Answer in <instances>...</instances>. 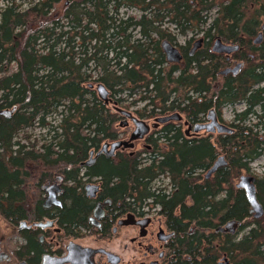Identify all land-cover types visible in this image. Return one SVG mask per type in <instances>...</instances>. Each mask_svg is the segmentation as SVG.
Here are the masks:
<instances>
[{"label": "trees", "instance_id": "1", "mask_svg": "<svg viewBox=\"0 0 264 264\" xmlns=\"http://www.w3.org/2000/svg\"><path fill=\"white\" fill-rule=\"evenodd\" d=\"M122 9L138 16L122 17ZM262 27L264 0H0V110L17 108L9 119L0 116V212L15 210L17 215L24 207L21 187L28 166L36 170L42 165L39 180L55 167L67 179L82 180L89 173L80 177L78 166L104 143L116 141L120 117L97 97L98 84L118 107L131 109L140 119L182 111L189 100L184 113L194 120L193 94L209 91L208 83L219 80L225 62L211 53V43L215 38L231 40L254 57L243 51L234 55L245 66L236 77L220 82L223 87L213 97L218 106L243 101L246 114L236 120L244 124L250 112L253 123L237 125V131L217 139L226 167L208 180L200 178L214 150L207 140L184 141L179 125L168 123L147 139L151 151L144 152L145 158L123 153L99 157L89 172L107 184L116 182L108 188L111 197L118 194L130 204L150 198L159 205L177 232L178 249L190 260L185 264H218L225 257L229 264H264V215L254 220L243 190L231 186V179L249 172V164L264 154ZM260 32L262 43L254 46ZM189 33L203 34L206 43L193 57L187 55L184 69L167 63L162 43L176 46V36ZM191 42L179 49L186 53ZM13 64L16 69L10 71ZM186 88L192 97L186 96ZM211 104L209 99L200 106L206 111ZM53 114L60 119L48 128L47 143L37 147L14 141L35 124L46 127ZM158 176L166 177L168 190L155 189L151 182ZM255 184L264 210V179H255ZM76 204L70 221L76 212L86 211L85 202ZM250 218L254 226L244 232ZM230 221L239 222V237L215 232Z\"/></svg>", "mask_w": 264, "mask_h": 264}, {"label": "flooded vegetation", "instance_id": "2", "mask_svg": "<svg viewBox=\"0 0 264 264\" xmlns=\"http://www.w3.org/2000/svg\"><path fill=\"white\" fill-rule=\"evenodd\" d=\"M196 35L200 36L195 40ZM196 35L192 36L193 41L186 53L179 49L181 59L178 63H182L183 69L186 67L187 57L194 56L195 50L192 51L194 43L199 41L200 45H203L207 41L203 34ZM243 38L247 40L245 37ZM216 39L219 38H215L213 42ZM255 39L256 37L253 41ZM220 40L224 44L237 45L239 47L236 53L225 55L213 53L211 45V53L222 56L225 61L217 74L222 82L226 78L236 77L243 70L245 63L233 58L234 55L244 50L243 47L233 43L231 40ZM187 42L184 46H187ZM261 43L253 45L260 46ZM244 52L249 58L254 57V55L246 51L242 53ZM236 64H241V68L236 75L231 73L224 76L220 75V72ZM220 80H211V83H208L209 91L198 88L199 91L195 95L193 94L194 97H192L191 89L186 88L189 90L186 96L191 94L190 96L194 98L197 104L194 120V116L184 113L189 100L182 103V111L179 110L177 112L181 114V122L179 124L185 127V131H181L184 141L197 144L207 140L211 145V149L214 150L210 165L199 172V177L205 180L210 179L219 169L227 166L226 156L217 152V139L220 136H228L237 131L236 126L243 123L236 120V118L243 113L246 114L245 112L247 111V106L243 101L237 102L233 106L225 103L217 105L213 94H217L218 90L223 87L221 83L217 82ZM209 99H211L212 104L205 111L200 105ZM226 106L234 110L229 123H226L223 117V111ZM238 107H243V109L236 111ZM256 107H259V105L254 108ZM249 113H247V121L243 124L244 127H249L250 125L251 114L249 115ZM260 114L262 113L260 112ZM118 115L119 119L124 122L127 121V124L121 122L119 124L120 128L129 129L131 124L133 131H135L134 125L128 119L120 114ZM132 115L146 122L149 127L146 136L142 139L134 140V148L136 142L145 141L147 143L148 138L152 135L156 136L155 131L160 125L154 127V120L157 117L140 119L134 113ZM214 122L223 125L229 132H218L217 128L213 126ZM116 135V141H121L118 140L117 132ZM111 143L107 142L106 144ZM133 148L128 150H133ZM98 151L91 153L88 159L91 156L95 157ZM125 151L117 150L111 157L101 154L95 158V161L89 167H83L80 164L78 166L80 177L84 173H89L82 180L67 179L65 174L57 170V172H46V178L39 181L36 180L35 184L33 183L34 185H29L28 183L26 185V182H22L21 188L26 198L24 207H20V212L17 215L14 213L15 210L0 212V264H44V261L46 264H185L190 261L186 259L185 253L178 249L177 232L171 229L159 205H154L150 198L143 200V202L142 200L140 202V200L134 199L132 204H130L128 198L123 200V198L118 197V194L111 197L108 194V188H111L112 183L116 182L110 181L107 184L104 180L102 181V178L90 174L89 168L95 164L99 157L112 159L118 156V152L123 153ZM146 151H151V146L148 143ZM127 154L132 155L133 153ZM220 157L224 158L225 165L207 178L208 171ZM71 168H76V166H71ZM160 177L165 176H158L151 183L155 181L159 183L158 179ZM58 178L61 179L58 180ZM54 186L57 187L56 201L60 203V206L46 202L47 191ZM86 186L96 188L93 197L87 194ZM79 201L86 203V211L76 212L75 216L77 218L70 221L68 215L71 209L76 208V202ZM97 207L99 211L95 214L94 211ZM220 234L227 235L230 238L234 237L233 232ZM221 261L218 264H229L226 257Z\"/></svg>", "mask_w": 264, "mask_h": 264}, {"label": "water", "instance_id": "3", "mask_svg": "<svg viewBox=\"0 0 264 264\" xmlns=\"http://www.w3.org/2000/svg\"><path fill=\"white\" fill-rule=\"evenodd\" d=\"M262 30H264V27H262ZM262 41V34L259 33L256 37V39L253 41V44L258 45ZM200 46V42H195L193 45L192 51L196 50ZM162 50L164 51L166 62L169 64H175L178 63L181 59V56L176 48H174L171 44L168 42L162 43ZM239 50V47L237 45H229L224 44L221 42L220 39H216L212 44V52L216 54H225V55H231L233 53H236ZM241 68V64H236L233 69H225L222 72H220V75H227L229 73L236 75L239 69ZM96 94L98 98L103 101V103L106 106H110L114 112L117 114H120L121 116L128 119L135 127V131L131 134L128 141H121L116 142L111 145L104 144L100 147L99 151L97 152L96 156H91L86 162L81 163V166L83 167H89L93 164L95 161V158L100 156L101 154L111 157L115 154V151L120 150L123 151L125 149H132L133 148V142L137 139H142L144 136L147 135L149 131V127L146 124V122L137 119L130 113L129 111L122 110L119 108L114 101L109 97V91L102 85L98 84L95 87ZM16 107H13L10 111H3L0 112V115L4 117H9L12 113L16 111ZM181 117L179 114H172L166 117L157 118L154 120V127H157L160 124H165L172 121H180ZM124 124H127V121L124 122ZM213 126L217 128L218 132H221L224 128L223 125L217 124L216 122L213 123ZM226 130V129H225ZM196 131V128H195ZM225 165V160L223 157H220L217 159L213 167L208 171L206 177L208 178L213 173H215L219 168L223 167ZM61 178H58L60 180ZM236 188L243 190L244 197L246 199V202L249 206V213L252 215L254 220L261 219L264 215L263 206L260 204V202L257 199L256 194V186H255V179L250 176H242L239 179L238 184L236 185ZM96 188L93 186H86L87 194L90 197L94 196ZM47 198L46 202L48 204H54L57 206H60V203L56 201L57 197V187H51L47 191ZM99 211V208L97 207L94 211ZM40 225V224H38ZM239 222L237 221H230L226 224H224L222 227H219L216 229V232L218 233H227V232H234L236 228H238ZM44 264L45 261H44Z\"/></svg>", "mask_w": 264, "mask_h": 264}, {"label": "rangeland", "instance_id": "4", "mask_svg": "<svg viewBox=\"0 0 264 264\" xmlns=\"http://www.w3.org/2000/svg\"><path fill=\"white\" fill-rule=\"evenodd\" d=\"M214 13H215V11L212 10L211 16H213ZM133 15H137L138 16V14L135 13L134 11H125L124 9H122L120 11V16H122V17L133 16ZM169 29L172 30V27L170 26ZM261 31H263V30H261ZM172 33H176V32L173 31ZM192 36H195V35H192V34L189 33V34H187L185 36H182V35L178 34L176 36V42H175L176 46H174V45H172V46L176 47L179 50V48H180L179 46H184L185 43L187 41H189V40L193 41V37ZM199 36L200 35H196L195 40ZM233 58L236 59L235 57H233ZM181 66H182V63H181ZM165 68L168 70V68H170V67L169 66H165ZM229 68L233 69L234 66L233 67H229ZM15 69H16V65L15 64L10 66V71H15ZM217 82L220 83L221 81H217ZM260 86L264 87V83L261 84ZM141 107H142V104L138 106V108H141ZM242 109H243V107H238L236 109V111H240ZM125 111H127V110H125ZM232 111H234L233 108H230L228 106H226L224 108L223 117H224V121L226 123L231 122L232 114H233ZM129 112L132 113L133 111L130 109ZM176 113L177 112H172L171 114H166V115H163V116H160V117H157V118H161V117L163 118V117H166V116H169V115H172V114H176ZM177 114H179L180 117H181L180 113H177ZM59 119L60 118H59V116L57 114L56 115L55 114L49 115L46 118V123H47L46 127L41 129V128L37 127V124H35L34 127H31L29 129H24V130L20 131L19 134L15 137L14 141H18L19 143L24 144V145L37 143V147H40L41 144L47 143L49 141V137L50 136L47 135V130H48V128L50 126L51 127L52 126L53 127L57 126L58 123H59ZM153 120H151V121H153ZM121 122H124V121H122L121 119H118L116 124H115V131L118 133V140L128 141L129 140V136H130V134L133 131V128L131 127L132 125L131 124L129 125V129L120 128L119 124ZM179 122H181V120L177 121V122L176 121H172V122H168V123H173V124L177 123L180 126L181 131H185V127L182 124H179ZM252 122L253 121L250 120V123H252ZM168 123L160 124V126H158V128L156 130L159 131L164 125H166ZM146 146H147V143L145 141L136 142L134 144L133 150L125 149L126 151L123 152V154H125V155H127V153L140 154L141 158H145L146 156H148L146 153H144L146 151ZM118 153H121V152H118ZM40 167H41V169H36L35 170V169H33L32 165L28 166V168H27L28 175H27V177L23 178V183L26 182V185H27V183L29 185H31V184L34 185L36 180H39V176H40V173H41V170H42V165L41 164H40ZM249 169H250L249 172L240 171L233 179H231V186L233 188H235V185L238 184L239 179L242 176L254 177L256 179V181H260V180L264 179V154H262L259 158H257L255 161H253L250 164ZM53 170L55 171L56 167ZM158 180H159V183L157 181L154 182L155 185H153V186L155 188H166V190L169 189L168 180L166 179V177H160ZM255 186H256V184H255ZM246 224H249V226H248L247 229L244 230V232L249 231L254 226L253 219L252 218L248 219L246 221ZM261 226L264 228V222L261 224ZM239 227H240V225L233 232L234 233L233 235H235L238 232ZM242 234H243V232H242ZM236 235H237V237H239L238 234H236ZM219 262H222V261L219 260Z\"/></svg>", "mask_w": 264, "mask_h": 264}, {"label": "bare ground", "instance_id": "5", "mask_svg": "<svg viewBox=\"0 0 264 264\" xmlns=\"http://www.w3.org/2000/svg\"><path fill=\"white\" fill-rule=\"evenodd\" d=\"M173 47H174V46H173ZM174 48H176V47H174ZM176 49H177V48H176ZM177 50H178V49H177ZM178 52H179V50H178ZM179 54H180V52H179ZM180 56H181V55H180ZM91 85H92V84H91ZM97 97H98V96H97ZM111 99H112V98H111ZM102 102H103V101H102ZM12 108H13V107H12ZM119 108H120V107H119ZM10 110H11V109H10ZM10 110H2V111H0V112H3V111H10ZM128 111H129V110H128ZM12 114H13V113H12ZM12 114H11V115H12ZM11 115H10V116H11ZM0 116H1V117H4V116H2V115H0ZM10 116H9V117H10ZM9 117H4V118H9ZM224 128H225V127H224ZM225 129H226V128H225ZM225 129H223L221 132H229V130H227V129L225 130ZM133 132H134V131H133ZM116 142H121V141H115V142H112L111 144L116 143ZM104 144H106V143H104ZM104 144H103V145H104ZM111 144H108V145H111ZM236 189H238V188H236ZM240 190H241V189H240Z\"/></svg>", "mask_w": 264, "mask_h": 264}]
</instances>
